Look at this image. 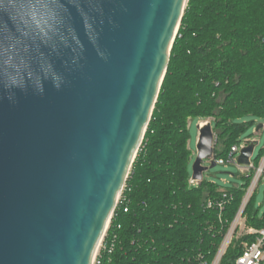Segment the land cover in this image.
<instances>
[{
  "label": "water",
  "instance_id": "1",
  "mask_svg": "<svg viewBox=\"0 0 264 264\" xmlns=\"http://www.w3.org/2000/svg\"><path fill=\"white\" fill-rule=\"evenodd\" d=\"M187 3L0 0V264L95 263ZM198 129L202 182L218 140L210 122Z\"/></svg>",
  "mask_w": 264,
  "mask_h": 264
},
{
  "label": "trees",
  "instance_id": "2",
  "mask_svg": "<svg viewBox=\"0 0 264 264\" xmlns=\"http://www.w3.org/2000/svg\"><path fill=\"white\" fill-rule=\"evenodd\" d=\"M248 116L264 121V0H188L98 264H191L200 252L215 253L251 177L226 190L227 198L205 179L192 185L189 125L210 122L218 140L214 159L228 161L248 127L239 121ZM263 156L264 149L256 163ZM253 201L248 223L261 228Z\"/></svg>",
  "mask_w": 264,
  "mask_h": 264
},
{
  "label": "built area",
  "instance_id": "3",
  "mask_svg": "<svg viewBox=\"0 0 264 264\" xmlns=\"http://www.w3.org/2000/svg\"><path fill=\"white\" fill-rule=\"evenodd\" d=\"M247 143L245 142L239 147L237 145L234 146L228 161L219 160L216 162L215 157L212 160L216 164L219 163L221 165H225L227 162L236 163L235 158L239 155L240 150L247 146ZM254 144L256 145L257 142ZM252 157L250 159V165L241 168L244 176L251 177V183L238 213L223 233L222 240L215 250V253L210 254L209 251L207 254H204L200 252L191 264H264V226L257 228L249 225L246 215L247 207L254 198L260 182L264 179V156L258 163H253ZM191 184L198 185L199 182L191 180ZM224 184L228 185V182L225 181ZM221 191L224 193V198H227L226 190L222 189ZM216 205L220 210H223L225 203L222 201L216 203ZM213 206L214 204L210 202L209 207L212 208ZM102 246L103 243L101 244L98 255ZM231 252H233L232 255ZM97 258L94 264H98Z\"/></svg>",
  "mask_w": 264,
  "mask_h": 264
},
{
  "label": "rangeland",
  "instance_id": "4",
  "mask_svg": "<svg viewBox=\"0 0 264 264\" xmlns=\"http://www.w3.org/2000/svg\"><path fill=\"white\" fill-rule=\"evenodd\" d=\"M240 123H247V129L241 134L238 147L245 142L256 143L254 155L252 157V162H256L259 158L262 150L264 149V127L256 132L260 125H264V121L256 117L248 116L239 121ZM190 132V148L193 152L190 171L191 176L193 175V165L197 159V143L200 136L198 129V120L194 119L189 125ZM211 161L205 162L206 167H210ZM204 179L211 183L216 184L223 190L238 189L245 185L244 174L241 167L236 163L227 162L225 165L217 163L216 167L210 169L204 174ZM228 182L225 185L224 182ZM252 211L259 221L264 220V179L260 182L258 188L256 189L254 195V201L252 206Z\"/></svg>",
  "mask_w": 264,
  "mask_h": 264
},
{
  "label": "clouds",
  "instance_id": "5",
  "mask_svg": "<svg viewBox=\"0 0 264 264\" xmlns=\"http://www.w3.org/2000/svg\"><path fill=\"white\" fill-rule=\"evenodd\" d=\"M14 7H15L16 14L20 15L21 17H27L31 14V12H30V10L26 4H22L18 7L14 6Z\"/></svg>",
  "mask_w": 264,
  "mask_h": 264
},
{
  "label": "bare ground",
  "instance_id": "6",
  "mask_svg": "<svg viewBox=\"0 0 264 264\" xmlns=\"http://www.w3.org/2000/svg\"><path fill=\"white\" fill-rule=\"evenodd\" d=\"M204 125H205V123H204V122H201V123H200V126H201V127H203Z\"/></svg>",
  "mask_w": 264,
  "mask_h": 264
},
{
  "label": "crops",
  "instance_id": "7",
  "mask_svg": "<svg viewBox=\"0 0 264 264\" xmlns=\"http://www.w3.org/2000/svg\"><path fill=\"white\" fill-rule=\"evenodd\" d=\"M201 122H198V124L200 125Z\"/></svg>",
  "mask_w": 264,
  "mask_h": 264
}]
</instances>
